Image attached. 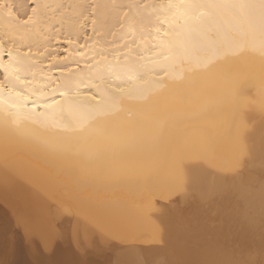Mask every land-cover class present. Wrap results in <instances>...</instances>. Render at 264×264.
<instances>
[{
	"label": "bare ground",
	"instance_id": "6f19581e",
	"mask_svg": "<svg viewBox=\"0 0 264 264\" xmlns=\"http://www.w3.org/2000/svg\"><path fill=\"white\" fill-rule=\"evenodd\" d=\"M261 5L0 0V264H264Z\"/></svg>",
	"mask_w": 264,
	"mask_h": 264
},
{
	"label": "snow or ice",
	"instance_id": "6c2138e0",
	"mask_svg": "<svg viewBox=\"0 0 264 264\" xmlns=\"http://www.w3.org/2000/svg\"><path fill=\"white\" fill-rule=\"evenodd\" d=\"M226 5L222 3H209V4H192V3H177V4H168V8H175V9H183L184 11L181 13L182 16H184L185 19L189 18V12L191 9H202V8H219V7H225ZM264 6V0H262V5ZM170 21L167 17H164V19L161 21V25L163 26L164 24H169ZM160 31V28H157V32ZM168 36V32H164V37ZM161 45L162 47L166 48L169 52V55L166 57L167 60H170L174 62V58L172 55L173 48L174 46L166 42L165 40H161ZM178 47H183V42L180 41L178 42ZM80 55H83L80 53ZM60 57L58 56H53V61L56 59H59ZM143 59V58H141ZM59 71V70H58ZM30 82H26L24 80H19V88L17 85H14L12 83L5 84L3 81H0V102H3V95L2 92L4 90L7 91L9 98L13 101V106H18V102H23V105L25 107L31 106V109L34 111H39L40 109L44 110H53L54 112L61 111V101L56 98V93L59 91V87L57 86L56 88H53L51 93H39V94H34L33 96H30L28 94H25V92L22 90L26 84ZM61 96H63V93H60ZM62 128L65 130L71 131V127L67 124H62Z\"/></svg>",
	"mask_w": 264,
	"mask_h": 264
},
{
	"label": "rangeland",
	"instance_id": "374dc122",
	"mask_svg": "<svg viewBox=\"0 0 264 264\" xmlns=\"http://www.w3.org/2000/svg\"><path fill=\"white\" fill-rule=\"evenodd\" d=\"M62 191H63V192H62ZM62 191H60V192L62 193V195L68 194L69 192H73V190H66V189H63ZM60 195H61V194H60ZM1 207L5 208L4 206H2V205L0 204V208H1ZM1 219H2V220H5L4 217H1ZM0 229H1V227H0Z\"/></svg>",
	"mask_w": 264,
	"mask_h": 264
}]
</instances>
